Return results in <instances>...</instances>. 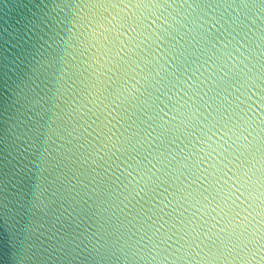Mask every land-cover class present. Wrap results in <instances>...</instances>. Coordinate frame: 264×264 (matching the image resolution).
<instances>
[{"label":"water","instance_id":"95a60500","mask_svg":"<svg viewBox=\"0 0 264 264\" xmlns=\"http://www.w3.org/2000/svg\"><path fill=\"white\" fill-rule=\"evenodd\" d=\"M208 2L197 8L194 0H111L105 18L97 17L94 26L86 27L93 8L89 0H0V264H257L264 253L255 259L252 252L225 253L224 259L204 248L200 256L175 261L153 259L143 251L133 255L137 230L143 231L133 219L139 205L125 217L120 211L123 197H117L119 189L112 190L115 177L127 175L129 161L120 153L99 161V142L93 140V129L99 131L107 122L101 100L107 104L105 97L110 100L109 93L117 91L133 95L144 91L137 64L145 68L148 62L153 75H164L183 61L187 72L168 93L171 101L149 88L163 101L160 107L171 116L177 99L195 109L203 103L200 97L209 93L213 108L232 117L229 127L235 125L241 142L247 143L243 136H248L258 143L257 134L264 130V56L255 44L264 12L246 11L240 0ZM185 49L184 56L172 55ZM193 82L199 88H193ZM135 108L133 104L129 109L132 119L139 115L143 120V109ZM224 138L222 131L213 137L218 143ZM188 139L195 142L198 132ZM180 140L170 143L171 137H157L145 145L160 161L153 160L157 168L178 155L184 147ZM233 149L237 156L242 150L233 145L228 151ZM183 163L173 160V176L177 169L184 170ZM213 163L222 166L216 156L203 159L200 168L207 170ZM73 173L79 182L75 177L69 182ZM166 187L158 189V199L163 200ZM238 187L233 184L234 197L240 195ZM209 211L194 204L187 215L195 214L194 223L212 228L215 213ZM132 232L137 235L129 239ZM97 249L106 253L103 260Z\"/></svg>","mask_w":264,"mask_h":264},{"label":"snow or ice","instance_id":"6c2138e0","mask_svg":"<svg viewBox=\"0 0 264 264\" xmlns=\"http://www.w3.org/2000/svg\"><path fill=\"white\" fill-rule=\"evenodd\" d=\"M110 2L111 0H89L93 8L90 10L92 12L91 18H86V27L94 26L97 17L105 18L103 14L108 10L107 5ZM194 4L197 8L201 4L205 7L209 6L208 0H194ZM240 7L246 11L259 10L264 12V0H240ZM195 10L193 9V11ZM240 26V24L236 25L237 28ZM258 32L255 46L262 50L261 56H264V26L260 27ZM94 36L95 28L93 27L92 37ZM185 51L187 50L173 52L172 55L184 56ZM100 54L106 55L107 53ZM191 54L189 53V55ZM144 66L149 68V71L140 68L139 64L136 65L139 68L137 74L143 73L141 79L146 85L143 87L144 91L138 89V95L125 94L124 91H117L114 95L109 93L112 98L109 100L108 97H105L108 103L105 104L104 100H101L100 104L107 109V122L104 127H108V125L111 127H108L107 132L104 131V127H101L99 131L93 129L95 132L93 140L99 142V147L96 149L99 161L104 162L109 153L111 155L120 153L129 161L127 175L121 173V175L116 176L115 180L112 181L116 188L112 190L119 189L116 195L123 197L121 203H124V208L120 211L124 213L125 217L139 205L133 219L140 223L143 231L137 230L140 232V236L135 241L137 247L132 254L136 255L137 252L143 251L144 255L152 256L153 259L162 256L164 261H167L169 257L175 261L185 256L189 259L192 256H200L204 248H208L209 252L214 250V254L224 256V259H227V255H232L234 252L236 255L252 252L253 259H255L258 253H264V130L257 134L260 137L258 143L253 144L248 136H243V140L247 143H242L241 136L233 131L235 125L229 127L232 117L226 114V110L219 112L218 109L213 108L211 103L213 97L209 96V93H204V96L208 97L207 100L204 99V96L200 97L203 103L195 109L187 101L181 103L180 99H177L169 110L173 114L169 116L164 108L160 107L163 101L160 100L159 96H153L149 92V88H155L157 92L171 101L172 97L168 93L172 92L177 82L181 80L180 77L185 76L187 72V69L184 68V62L180 61L174 72L165 71L164 75H160L159 72L153 75V68L148 62H145ZM193 75L195 74L193 73ZM218 86L219 84L215 85L209 91H214L215 87ZM193 88H199V85L193 82ZM189 91H193V89H189ZM195 94L199 95V93ZM184 95L188 96L189 93L185 92ZM189 98L191 99V97ZM158 100L160 103H157ZM133 104L136 105V112H141L143 109L141 115L146 114L143 120L140 119L139 115L132 119L133 113L129 109ZM113 113L115 114L113 115ZM214 113L217 114L214 115ZM194 120L195 126H193ZM93 123L96 121L93 120ZM121 128L123 131L117 135V131ZM221 131L223 137L227 138H224L222 143H218L217 140L220 138L214 140L213 137ZM197 132L198 139L195 142L188 139ZM208 132H211L210 136ZM248 135H252V133L249 132ZM233 136L236 138L233 139ZM157 137L164 139L171 137L170 143L184 137L183 140H180L184 147L179 149L178 155H174L167 164H161L160 168H157V164L153 163V160L160 163L154 154V150L145 147ZM205 144L207 145L206 148L204 147ZM233 145L242 149L238 156L234 154L236 149H233V152L228 151L229 148H233ZM177 147L179 148V145ZM216 156L221 158L222 166L213 163L207 170L200 168V162L203 159L211 158L214 160ZM173 160L176 161V165L184 162L182 165L184 170L177 169L178 174L175 176L171 172V169L175 167ZM257 164L259 167H256ZM185 170L191 171L185 175ZM104 172L107 173L108 168H104ZM229 172L232 173L231 176L228 175ZM189 175L193 177L192 180L188 179ZM73 177H75V173L69 178L70 183ZM225 177L227 179H224ZM75 178L79 182V177ZM176 181H179V184ZM229 181L233 183H229ZM233 184L239 186L237 188L240 193L239 196H233ZM163 185H167L164 188L166 195H163V200H161L158 199L161 197L158 189ZM218 185L220 186L218 187ZM225 186L228 188L226 193ZM75 187L76 185H72L73 189ZM169 196L172 199H168ZM177 196L180 197L179 200H177ZM190 199L191 203H188ZM173 200H177V203L173 204ZM142 201L143 203H141ZM150 201H155V203L149 205ZM194 204L210 209L208 213H215V216L211 217L215 221L212 228H207L204 224L194 223L195 214L187 215L188 208ZM170 206L172 210L166 211ZM124 209H127V212ZM156 209L158 210L154 211ZM197 210L199 211V209ZM141 213H144V216H141ZM221 221L224 222L223 226L217 227ZM212 229H217V231L213 232ZM136 235V232H132L129 239ZM97 252L103 260L106 253L100 252L99 249ZM225 253L227 255H224ZM257 264H264V254L259 255Z\"/></svg>","mask_w":264,"mask_h":264}]
</instances>
